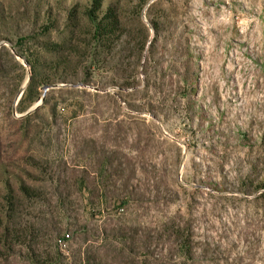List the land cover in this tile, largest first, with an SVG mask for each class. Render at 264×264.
I'll use <instances>...</instances> for the list:
<instances>
[{"label": "rangeland", "instance_id": "1", "mask_svg": "<svg viewBox=\"0 0 264 264\" xmlns=\"http://www.w3.org/2000/svg\"><path fill=\"white\" fill-rule=\"evenodd\" d=\"M89 2L0 0V180L45 195L0 264H264V0H104L121 17L108 53L86 17L69 26ZM43 42L79 54L40 86Z\"/></svg>", "mask_w": 264, "mask_h": 264}, {"label": "trees", "instance_id": "2", "mask_svg": "<svg viewBox=\"0 0 264 264\" xmlns=\"http://www.w3.org/2000/svg\"><path fill=\"white\" fill-rule=\"evenodd\" d=\"M82 14V15H81ZM45 22L51 24V26L41 25L39 29H42L41 32H48L54 25H56L55 20L49 12H46ZM86 17L90 24L92 25L93 38L99 43L100 47L108 53L113 48V43L120 36L119 32L121 31V17L119 8L114 5H109L104 8V0H91L88 4L77 5L69 9L67 13V19L69 20V26L72 28H78L81 26L82 19ZM44 22V23H45ZM44 26V28H43ZM42 52L37 54H32L30 59L31 65H33V70L35 74L33 76V82L40 86L45 84L54 83L55 81H60L71 76L72 69L74 68V62L77 57L75 54H79L74 49L68 48L66 46H61L60 44L53 42H43L39 47ZM45 53L51 54V58H45ZM46 71V72H45ZM26 164L37 169L44 176L56 177L57 172L54 170L53 165H41L36 162L33 158L26 160ZM27 172V170H26ZM1 175V174H0ZM27 176L33 182H44L45 180L39 179L35 174L27 172ZM16 180V186H12L10 180L2 182L0 184L3 186V194L1 205L6 209L5 220L0 218V257L7 255L3 249L6 247L9 251L12 250L13 245H26L32 241H27V236L29 238H34L32 232H21L17 230L16 227V217L20 210L22 203L26 201H45L44 190L42 188L33 186L30 183H27L22 179L20 174L14 175ZM87 184V180H81L78 184L76 182L74 185L70 186L64 193H62L61 198L64 200L70 199L73 194V188L75 185L83 186ZM100 187H104L103 182H101ZM264 187V184H262ZM85 189L89 188V185ZM8 208V209H7ZM34 242V241H33ZM31 246H29L30 248ZM32 249V248H30ZM40 255L36 254L32 250L31 259L34 263L39 262L41 258Z\"/></svg>", "mask_w": 264, "mask_h": 264}, {"label": "water", "instance_id": "3", "mask_svg": "<svg viewBox=\"0 0 264 264\" xmlns=\"http://www.w3.org/2000/svg\"><path fill=\"white\" fill-rule=\"evenodd\" d=\"M47 87H44V90L46 91Z\"/></svg>", "mask_w": 264, "mask_h": 264}]
</instances>
